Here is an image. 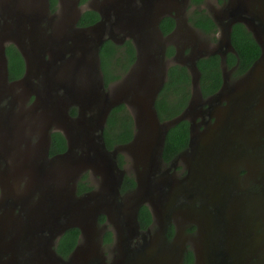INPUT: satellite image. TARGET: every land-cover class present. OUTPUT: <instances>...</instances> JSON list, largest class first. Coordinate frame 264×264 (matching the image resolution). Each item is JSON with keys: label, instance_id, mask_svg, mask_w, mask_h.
<instances>
[{"label": "water", "instance_id": "95a60500", "mask_svg": "<svg viewBox=\"0 0 264 264\" xmlns=\"http://www.w3.org/2000/svg\"><path fill=\"white\" fill-rule=\"evenodd\" d=\"M188 5L189 0H88L83 7L79 0H57L51 14L49 0H0V264H106L101 242H94L101 215L114 226L119 253L110 264H183L184 224L197 227L204 264H246L239 255V235L249 230L234 224L239 207L236 212L227 187L235 182L223 167L206 174L198 159L221 153L230 143L227 137L236 138L230 131L244 126L255 105L263 103L264 0H226L211 11L219 30L216 44L201 42L187 20L180 19ZM85 8L99 20L78 27ZM164 17L175 20L178 32L163 36L159 24ZM238 23L251 33L260 55L229 85L224 56L235 53L230 35ZM106 40L115 45L130 40L136 53L127 73L107 87L99 60ZM8 44L24 62L23 75L13 81L7 70ZM169 45L178 50L170 60L165 58ZM215 54L221 57L222 86L203 100L197 61ZM174 64L188 70L191 97L181 114L161 122L155 101ZM203 103L202 114L217 116L200 129L192 121ZM119 105L138 109L136 115L130 111L133 139L110 150L103 132L109 113ZM73 108L75 116L70 115ZM184 120L189 122L187 147L164 169L166 134ZM53 132L62 134L66 150L49 156ZM121 152L131 155L136 185L125 194L120 190L126 170L117 161ZM178 160L185 171L181 180L171 172ZM87 171L96 179V189L77 195V183ZM146 204L158 225L153 234L150 228L141 230L138 221ZM171 223L175 234L168 242ZM72 228L79 230L78 243L64 259L55 247Z\"/></svg>", "mask_w": 264, "mask_h": 264}, {"label": "trees", "instance_id": "16d2710c", "mask_svg": "<svg viewBox=\"0 0 264 264\" xmlns=\"http://www.w3.org/2000/svg\"><path fill=\"white\" fill-rule=\"evenodd\" d=\"M88 0H79V6L84 5ZM226 0H217L222 6ZM205 0H189L187 7V24L198 36L206 38L208 42L216 44L218 42V27L211 18L210 13L202 8ZM50 12L54 13L57 9V0H49ZM99 20V15L93 10L84 11L77 21L78 27H88ZM175 20L172 17H164L159 29L163 36L169 35L175 28ZM231 44L235 54L226 56L225 63L228 67L236 65L235 76L244 74L248 68L256 61L260 55V48L256 44L250 32L243 24H235L231 30ZM175 48L169 45L165 51V57L170 58L174 55ZM7 58V70L10 81L19 79L24 72L23 60L12 45L5 49ZM100 69L105 87L121 79L136 60L135 49L130 40H126L122 45H115L106 40L99 49ZM199 71V91L203 100L216 94L222 86L221 57L219 55H210L197 61ZM191 97V77L186 67L174 64L168 68L167 78L163 84L157 99L155 109L161 122L170 120L183 112L187 107ZM70 115L75 116L76 110H70ZM134 123L133 118L124 105H119L111 110L107 118L103 137L108 149L116 146L128 144L133 139ZM189 122L181 121L166 134L162 158L169 164L183 152L188 144ZM66 150V142L59 132L51 133V142L49 156L63 153ZM118 165H124L123 157L119 154L117 157ZM135 181L131 175H125L121 194L131 192L135 188ZM93 189L88 175L83 174L77 183V195H82ZM138 221L140 229H147L151 223V214L146 206H142L138 212ZM105 217L101 215L98 218V225H103ZM174 231L170 226L167 236L172 237ZM79 230L72 228L67 230L58 240L55 250L62 258L74 250L78 243ZM103 244L106 247L112 244V233L106 230L103 236ZM192 254L188 252L184 258V264H191Z\"/></svg>", "mask_w": 264, "mask_h": 264}, {"label": "rangeland", "instance_id": "374dc122", "mask_svg": "<svg viewBox=\"0 0 264 264\" xmlns=\"http://www.w3.org/2000/svg\"><path fill=\"white\" fill-rule=\"evenodd\" d=\"M216 1L217 0H205L204 4L202 5V8L206 9L209 13H211V11H213V10H218V8H220L221 6ZM51 14H53V13H51ZM194 36H195V34L193 35V37ZM197 37L203 43L204 42L207 44L210 43V42H208V40L206 38H203L201 36H197ZM217 38H218V34H217ZM211 44H213V43H211ZM221 51H223V48H221ZM262 102L263 103L261 104L260 108L263 109V111H264V99L262 100ZM31 103H32V98L28 101H25L23 109L28 108ZM21 106H22V104H21ZM133 107L134 108H130V111L134 112L136 115L138 113V109L135 106H133ZM126 109H127V107H126ZM127 110L130 113L129 109H127ZM261 118H262V122H264V116H262ZM247 120H245L244 125H245ZM241 121H243V120H241ZM239 124H241L240 121H239ZM239 124H235V126L239 127L240 126ZM200 129H202V128H200ZM242 129H244V130H242ZM249 129H250L249 126H241L240 128H237L236 132H238V130H242L243 135L246 136V139H244V142L246 143L247 147L248 146H256L259 144V141L255 136L251 135L250 132L246 131ZM263 129H264V125H263ZM230 132L236 133L233 130H231ZM235 136H236V134H235ZM227 138L229 139L230 143L227 147L221 149V151H222L221 154L224 155V159H223L221 166L224 169L223 171L227 172L232 177V182H235L234 178H237V183H235V185L227 184V187H229V189H232V192H233L230 199H231V203L235 207L236 212H237V208L239 207L238 212H237V217L234 219V224L236 226H240V228L247 227L251 232L249 233V232L245 231V233L248 236H250L251 238L254 237L256 239V235H261L260 234V232L262 231V226H261L262 221L261 220H263L262 218H264V208H259L260 206L264 207V184L256 185L253 181L254 175H256V178H259V174L253 173L254 169H255V165H256V162H255L256 161V157H255L256 153H252V154L246 153L244 151L243 146L238 143L236 138H234V137H232V139L229 137H227ZM262 139H264V138H262ZM35 141H36L35 138H33L32 142H35ZM227 150H229V152H227ZM120 155L123 157V160H124L123 166L126 170V175L133 176L134 170H133V164H132V159H131L130 153L121 152ZM243 161L246 164V166H248L251 169V172L246 171L247 175H249L248 176L249 178L248 179L245 178L244 180L240 176L242 174V171L240 172V169H241L240 165ZM177 167L179 168V171L175 174V177H177V175L179 173H181L183 168H184L183 162L181 160H178ZM84 174L88 175L91 186H93V189H96V179L93 177L92 173L90 171H87ZM236 185H238V189H236ZM256 191H257L258 197H254L253 194H250V193H256ZM234 192H237V194H235ZM244 193H246V196H244ZM198 205L199 204L197 203V206ZM144 206H146L148 208L147 204ZM258 208L262 209V210L258 211ZM259 223H260V225H259ZM171 226H174V224L171 223ZM184 226H186V224H184ZM148 228H150L152 233H156L158 231L157 223L152 222ZM184 228L188 229V227H184ZM147 229H145V230H147ZM106 230H109L112 233V230L114 231V226L111 222H106V220H105L103 225L97 226V235L94 238V242L95 241H96V243H98L99 241L101 242L100 243V246H101L100 251H101V253H103V256L105 258V263L110 264L113 257H115L117 255L119 256V253H118L117 247L115 246L113 233H112V244H111V246L106 247L103 244V236H104V233L106 232ZM257 232H259V233H257ZM182 236L185 238H188L187 232H185V230L184 231L182 230ZM239 237L241 238L242 234H240ZM189 239L187 240L186 247H187V249L189 248L190 250H192V248H193L191 245L192 242L190 241L191 239L190 240ZM259 240L261 241L262 244L257 243V246H258L257 253H259L262 249L264 252V235H262V238H260ZM241 254H239L240 259L243 258L244 259L243 261H245L247 264L248 262H247V260H245L246 256L243 254L241 255Z\"/></svg>", "mask_w": 264, "mask_h": 264}, {"label": "flooded vegetation", "instance_id": "af4514ba", "mask_svg": "<svg viewBox=\"0 0 264 264\" xmlns=\"http://www.w3.org/2000/svg\"><path fill=\"white\" fill-rule=\"evenodd\" d=\"M217 2V1H216ZM87 3H88V1L84 4V5H82L83 7H85L86 5H87ZM222 6H223V4H222ZM86 10H88V9H83L82 10V13L84 12V11H86ZM174 13V12H173ZM175 14V13H174ZM183 17V18H182ZM180 19L182 20H184V22L187 20V14H186V11H183L182 13H181V17H180ZM186 24H187V22H186ZM188 25V24H187ZM186 26V25H185ZM182 27V26H181ZM189 27V26H188ZM178 28H179V26H175V28H174V30L170 33V35L171 34H174L176 31L178 32ZM191 28V27H190ZM180 29V28H179ZM192 29V28H191ZM172 36H174V35H172ZM171 36V37H172ZM125 42V41H124ZM132 43V42H131ZM9 45H11V44H8V46ZM122 45V44H121ZM133 45V44H132ZM178 45V44H177ZM13 46V45H12ZM118 46H120V45H118ZM171 46H173V45H171ZM175 46V45H174ZM173 46V47H174ZM134 47V46H133ZM179 48H180V46H178ZM175 48V53H174V55L172 56V57H170V58H166V59H168V60H170V59H172L173 57L175 58L176 56V53H177V49H176V47H174ZM188 50L189 49H185L184 50V53L183 54H186L187 55V53H188ZM181 51V50H180ZM228 53H230V54H235V53H232V52H228ZM228 53H226V55L224 56V63H225V60H226V56L228 55ZM21 56V55H20ZM24 63V62H23ZM172 66V65H171ZM224 67H225V69H226V71H227V78H226V82L229 84V85H231V84H234V83H236L237 81H239L245 74H246V72L244 73V74H242V75H240V76H235V71H236V65L235 66H232V67H228L227 65H226V63H225V65H224ZM129 70V69H128ZM127 73V72H126ZM125 73V74H126ZM124 74V75H125ZM202 100V99H201ZM207 100V99H206ZM205 102V101H204ZM4 104V102L2 103V105ZM224 104L225 103H221L220 105H218L219 107H222V106H224ZM256 106V108H255V111H254V114H253V116H251L247 121H246V123H245V125L244 126H249L250 127V129L249 130H246L247 132H250V134L251 135H253V136H255L257 139H258V141H259V144L258 145H256V146H248L247 147V145H246V143L244 142V139H246V136L245 135H243V133H242V130H244V129H242V130H238V132H236L235 134H236V140L238 141V143L239 144H241L242 146H243V148H244V151L246 152V153H256V165H255V169H254V174H259V178H256V175H254L253 176V181H254V183L256 184V185H258V184H264V139H262V138H264V129H263V125H264V122H262V116H264V111H263V109H261L260 108V105L258 104H256L255 105ZM206 107H205V103H203V104H201L199 107H198V109H199V114L197 115H194V116H197V117H194L193 118V121L192 122H194V124H197V125H199L200 126V128H203V125L204 124H206V123H209V124H213V123H215V121H216V117H213V116H217V114H216V112L215 113H213L212 115H210V116H212V117H208L207 115H204V114H202V111L205 109ZM76 110V109H75ZM219 116V115H218ZM185 151V150H184ZM182 153V152H181ZM180 153V154H181ZM179 154V155H180ZM178 155V156H179ZM170 166V163L169 164H167V163H165L164 162V160H163V166H162V168H168ZM241 169H240V172L242 171V174L240 175L242 178H243V180L246 178V179H248L249 177V175H247V172L249 171V172H251V169L248 167V166H246V164L244 163V161L241 163ZM179 171V168L178 167H176L175 169H173V168H171V172H173L174 174H176L177 172ZM247 171V172H246ZM184 175H185V171H183L182 170V172L181 173H179L178 175H177V178L178 179H183V177H184ZM234 180H235V183H237V178H234ZM242 180V179H241ZM242 180V181H243ZM259 180V181H258ZM236 189H238V185H236ZM259 190V189H258ZM235 194H237V192H234ZM250 194H253L254 195V197H258L257 196V191H256V193H250ZM244 196H246V193H244ZM252 197V196H251ZM259 208H264L263 206H260ZM258 208V211L259 210H262V209H259ZM257 212V211H256ZM263 220H261L262 221V223H261V226H262V231L260 232V234L261 235H256V239L253 237V238H251L250 236H248L247 234H244V235H242V237H241V239H240V245H239V248L240 249H242L241 250V253L243 254V255H245L246 257H245V260H247V264H264V252H263V249L259 252V253H257V251H258V246H257V243H259V244H262L261 243V241L259 240L260 238H262V235H264V218H262ZM259 225H260V223H259ZM171 226V225H170ZM169 226V227H170ZM169 227H168V230H169ZM173 227V231H174V233H173V235H172V237H170V238H168V236H167V233H168V230H167V232H166V239H167V241L168 242H171L172 240H173V238H174V234H175V227L174 226H172ZM185 227H188V229H184L185 230V232H187V237H188V239L192 242L191 243V245H192V250H190L189 248L187 249V247H186V251H185V253H184V258H185V255L188 253V252H190L191 254H192V257H193V261H192V263L191 264H204V259H203V256H202V254H201V252H200V250L198 251V247L200 246V236H199V233H198V230H197V227L194 225V224H186V226ZM183 230V231H184ZM249 230V229H248ZM249 233L251 232L250 230L248 231ZM257 233H259V232H257ZM151 234H153L152 232H151ZM147 237L149 238L150 237V235L148 234L147 235ZM251 245V246H250ZM183 264H184V259H183Z\"/></svg>", "mask_w": 264, "mask_h": 264}, {"label": "bare ground", "instance_id": "6f19581e", "mask_svg": "<svg viewBox=\"0 0 264 264\" xmlns=\"http://www.w3.org/2000/svg\"><path fill=\"white\" fill-rule=\"evenodd\" d=\"M225 145L224 147H226ZM224 159V155L221 153H215L213 155H210L209 158L207 157V154L199 156L198 159V165L200 169H202L206 174L209 175V173L214 171H221L222 168V162ZM211 182L215 181L216 178L209 177Z\"/></svg>", "mask_w": 264, "mask_h": 264}]
</instances>
